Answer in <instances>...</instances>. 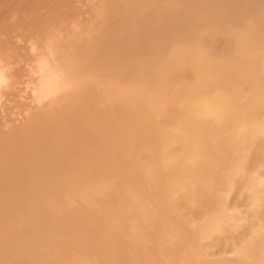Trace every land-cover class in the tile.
I'll return each mask as SVG.
<instances>
[{
  "label": "bare ground",
  "instance_id": "obj_1",
  "mask_svg": "<svg viewBox=\"0 0 264 264\" xmlns=\"http://www.w3.org/2000/svg\"><path fill=\"white\" fill-rule=\"evenodd\" d=\"M86 5L99 22L98 32L89 26L77 46L54 41L49 30L41 38L45 47L30 48L26 63L18 52L6 64L0 60V254L10 258L0 256V264L18 259L111 264L120 258L116 241L126 239L130 251L136 249L133 213L97 212L112 195L122 210L135 205L122 194L127 192L122 179L129 177L120 160H130L140 137L150 133L157 152L149 168L144 163L151 173L144 171L175 211L207 169L180 172L179 162L174 166L169 159L198 160L203 142L225 138L228 121L244 110L237 98L264 100V0H86ZM219 43L228 48L225 58L211 59L200 50ZM17 93L23 106L16 118L24 123L12 131L14 121L4 118L3 106ZM178 177L188 178L179 197L173 195ZM213 191L217 196L219 189ZM10 232L14 240L8 245ZM26 234L34 247L25 243Z\"/></svg>",
  "mask_w": 264,
  "mask_h": 264
},
{
  "label": "rangeland",
  "instance_id": "obj_2",
  "mask_svg": "<svg viewBox=\"0 0 264 264\" xmlns=\"http://www.w3.org/2000/svg\"><path fill=\"white\" fill-rule=\"evenodd\" d=\"M79 1L80 0H0V60L4 63L5 60L6 63L10 62L11 58L9 55L13 52H18L21 56H24V59L22 57V61L24 60L22 64L26 63L30 58L28 55L30 48H36L35 51H37L39 48L45 47L41 40L44 31L48 32L51 30L49 32L52 33L51 39L54 41L56 40L57 42L70 45L73 43L75 46L80 43V39L86 40V32L88 29L94 27L95 32H98L97 26H99V22L93 20L94 16L92 17L93 14H91V6L86 5V0H84L85 2L83 3H79ZM117 5H120L119 1ZM33 7H35V11L32 10ZM139 7L140 4L138 2L134 3L133 8L135 11ZM52 27L53 29H50ZM100 32L101 28L99 30V33ZM59 38L60 40H58ZM207 47V45L203 46L200 50L208 58L222 59L228 55V48H225L222 43H219L216 48ZM212 50L215 51L213 52ZM18 95L19 93H17L16 97L14 95L7 99L3 106V108L6 106V109L4 108V118L14 121V123L11 124V128L13 127L12 131H17L24 123L23 118H16V114L22 111L23 106V98ZM236 100L239 102L238 107L244 110L240 111L241 114L239 116L233 115L235 118H231L228 121L225 128V138L216 141L209 139L203 142L202 146L206 152H201V154L198 155V160L194 162L188 160L184 155L177 156L178 161H175V158L169 159V163L174 164V166L175 163L179 162L178 166L181 169L180 172L187 171L186 169L189 170L191 167L199 168L203 166L207 169V173H205V175L202 174L198 181V185L195 186V189H197L187 193L188 201L176 207L175 211L174 209L169 211L166 207L167 202H169L168 196L161 194L155 189L156 186L147 179L149 175L145 173V171L148 173V165L154 159L157 152H154L156 150L154 137L150 133H145V136L142 135L144 138L147 136L148 140H145L142 136L140 137L130 160H120V170L127 172L129 177V179L127 178L126 180L122 179L121 183L125 184L124 186L127 188V192L124 190L125 193L122 194L126 196V200H134L135 205L132 208L122 210L119 207V203L116 201L117 198L112 195V198L110 197L109 199L110 202L103 205L101 207L102 209L100 208L101 211L99 210L97 212L106 213V210L107 212H119L117 210H121L123 213H133L132 222L136 224L135 226L137 228L139 227V230H137V236L139 237L137 241L140 240V245L143 247L139 245V247L130 251L131 243H128V240H120L122 242L116 241L114 244L117 247L120 258L114 260L111 264H264V125H262L264 124V106L261 107L262 104H264V100L259 96L247 97L246 99L241 97ZM245 103L246 105L244 106ZM258 105L260 107H258ZM255 122L257 124H255ZM259 124L262 126L260 127ZM256 126L259 127L256 128ZM253 128L255 129L253 130ZM255 130L260 131L255 132ZM3 131L2 134L5 135L6 128L3 129ZM261 131L263 132L261 133ZM237 134L240 135L237 136ZM152 144L153 146H151ZM147 145L149 146L147 147ZM139 151H143L142 154L144 156L141 155V153L138 155L135 154ZM139 155L145 159H140ZM136 157H138V162L136 161ZM231 167L235 169V173L233 171L234 175L231 171L233 170ZM150 173L151 172L148 174ZM134 174H136V176ZM232 177L234 180H232ZM177 179H179L180 183L173 195L179 197V189L188 185V178H185L186 181L180 180V177ZM146 181L150 182L148 183ZM221 181L224 185L220 183ZM206 183L212 186L211 190L208 189L204 191L200 189L201 185H207ZM150 184L153 186L151 185V187H149ZM229 185L232 191L228 189ZM118 188L121 189L120 187ZM213 188L219 189V196H213ZM190 204H194L195 206L192 207ZM79 207L84 208L82 206ZM191 207L192 210L190 211ZM141 213L144 215L142 218H140L142 216ZM184 215L188 217L186 218ZM9 234L11 235L7 237L8 239L6 240L8 241H6V244L11 245L14 239L12 236L13 234L11 232ZM27 236L26 234V239L24 238L25 241L27 240L30 243V247H34L36 245L35 240L31 242L30 240H33L32 237ZM204 238H206L207 241ZM160 239L163 240V242ZM146 240L149 243H146ZM27 241L25 243H27ZM141 241H144L146 245H144V243L142 244ZM168 247L171 248L169 249ZM185 249L187 252L184 251ZM6 254H0L2 259L5 260V257L6 259H10L9 255ZM124 255L131 256L133 261L122 259ZM13 261L14 259L12 262ZM17 261L18 263H16ZM17 261L15 262L16 264H28L25 261L19 262V259Z\"/></svg>",
  "mask_w": 264,
  "mask_h": 264
}]
</instances>
